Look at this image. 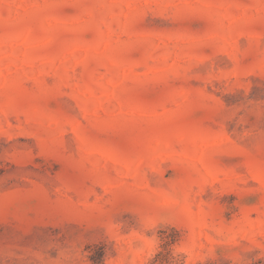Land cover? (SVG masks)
<instances>
[{
	"label": "rangeland",
	"instance_id": "rangeland-1",
	"mask_svg": "<svg viewBox=\"0 0 264 264\" xmlns=\"http://www.w3.org/2000/svg\"><path fill=\"white\" fill-rule=\"evenodd\" d=\"M0 264H264V0H0Z\"/></svg>",
	"mask_w": 264,
	"mask_h": 264
}]
</instances>
